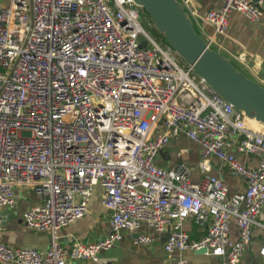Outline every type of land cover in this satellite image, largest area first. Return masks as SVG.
<instances>
[{"label":"built area","instance_id":"built-area-1","mask_svg":"<svg viewBox=\"0 0 264 264\" xmlns=\"http://www.w3.org/2000/svg\"><path fill=\"white\" fill-rule=\"evenodd\" d=\"M220 1L204 17L214 26L205 37L212 47L231 11L256 21L263 14L262 0ZM153 28L135 0H0V227L19 191L32 189L40 200L22 218L53 237L45 251L0 242L1 264L96 260L144 223L165 237L168 264H193L182 256L187 249H205L222 258L218 264L245 255L264 207V132ZM182 133L201 147L200 181L184 160L157 163ZM233 151L258 164L248 167ZM212 157L246 188L231 193L210 172ZM98 192L110 213L108 235L61 245L58 231L83 218ZM190 217L206 229L202 238L182 229ZM155 238L139 233L136 242ZM259 254L264 264V241Z\"/></svg>","mask_w":264,"mask_h":264},{"label":"crops","instance_id":"crops-1","mask_svg":"<svg viewBox=\"0 0 264 264\" xmlns=\"http://www.w3.org/2000/svg\"><path fill=\"white\" fill-rule=\"evenodd\" d=\"M181 1L184 2L186 9L190 12L198 32L205 37L212 36L215 32L214 26L204 17L207 11L219 9L222 4L221 1ZM262 1L263 14L258 21L238 11H231L228 15V29L224 34L216 36L217 43L213 47L226 55L249 77L264 85V0ZM241 56H243V60L240 58ZM248 126L259 132H264V126L255 121L249 120ZM234 137L239 138L237 135ZM233 152L248 167H255L258 164L256 156H248L237 151ZM200 159L201 147L182 133L158 155L157 163L162 167L171 168L178 161L184 160L192 167L193 181H200L202 178V173L198 168ZM211 161L213 167L210 172L222 178L227 183L231 193L246 188L247 181L245 178L234 175L228 165L220 159L212 157ZM28 190L19 191L16 208L3 211L5 220L0 227V242L14 247L45 251L51 245L52 235L48 232L28 228L22 218L25 209L40 200L32 189ZM182 229L188 233L191 239H200L206 232V229L197 225L192 217L184 221ZM109 231L110 213L103 206L101 193L98 192L92 199L89 212L83 218L61 228L58 231V240L61 245L70 247L75 240L96 242L105 238ZM139 233L152 234L156 238L151 243L139 244L136 242ZM238 235L237 225H232V239H237ZM263 241L264 207L259 217V223L254 227L252 243L238 264H262L259 251ZM164 243L165 237L158 235L153 228L144 223L136 232H125L123 239L116 242L111 248L99 253L98 259L79 258L74 260V264H168L174 258L166 252ZM182 256L189 259L193 264H218L222 261L221 257L198 253L191 249L184 250Z\"/></svg>","mask_w":264,"mask_h":264},{"label":"water","instance_id":"water-1","mask_svg":"<svg viewBox=\"0 0 264 264\" xmlns=\"http://www.w3.org/2000/svg\"><path fill=\"white\" fill-rule=\"evenodd\" d=\"M257 1V0H255ZM182 59L233 106L264 124V85L212 47L181 0H135ZM146 43H143L145 45ZM205 249L197 251L203 253Z\"/></svg>","mask_w":264,"mask_h":264},{"label":"trees","instance_id":"trees-1","mask_svg":"<svg viewBox=\"0 0 264 264\" xmlns=\"http://www.w3.org/2000/svg\"><path fill=\"white\" fill-rule=\"evenodd\" d=\"M153 32L159 37V38H161L162 40H165L166 42H168L166 39H165V37L159 32V31H157V29L154 27L153 28Z\"/></svg>","mask_w":264,"mask_h":264}]
</instances>
